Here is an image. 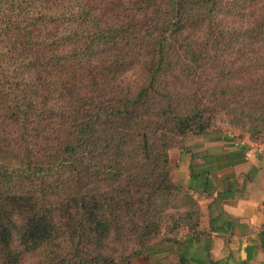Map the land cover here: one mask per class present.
<instances>
[{
  "label": "trees",
  "instance_id": "obj_1",
  "mask_svg": "<svg viewBox=\"0 0 264 264\" xmlns=\"http://www.w3.org/2000/svg\"><path fill=\"white\" fill-rule=\"evenodd\" d=\"M221 127L264 144V0H0V264H188L246 148L189 154L186 188L167 152Z\"/></svg>",
  "mask_w": 264,
  "mask_h": 264
},
{
  "label": "crops",
  "instance_id": "obj_2",
  "mask_svg": "<svg viewBox=\"0 0 264 264\" xmlns=\"http://www.w3.org/2000/svg\"><path fill=\"white\" fill-rule=\"evenodd\" d=\"M220 145L218 152H206L227 155L245 147L243 161L208 175L211 195H199L198 236L181 251L188 264H208L206 254L215 264H264V144L244 137ZM187 168L179 182L185 188Z\"/></svg>",
  "mask_w": 264,
  "mask_h": 264
},
{
  "label": "rangeland",
  "instance_id": "obj_3",
  "mask_svg": "<svg viewBox=\"0 0 264 264\" xmlns=\"http://www.w3.org/2000/svg\"><path fill=\"white\" fill-rule=\"evenodd\" d=\"M244 137H247L245 133L226 127H221L218 131L207 132L203 135L187 133L179 139L175 147L167 152L173 181L177 183L182 181V168L186 165L188 167L191 163L189 154H199L203 151L216 153L223 147L220 143L225 140H240ZM195 162L197 161H193V163ZM168 236L179 237V234L175 236L170 234ZM177 253L178 249L173 246L160 244L144 252L141 256L132 259L128 264H178Z\"/></svg>",
  "mask_w": 264,
  "mask_h": 264
}]
</instances>
